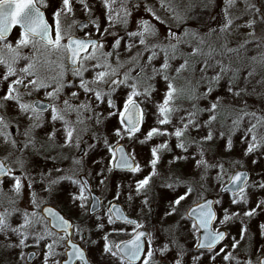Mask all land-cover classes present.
<instances>
[{"label":"snow or ice","instance_id":"obj_1","mask_svg":"<svg viewBox=\"0 0 264 264\" xmlns=\"http://www.w3.org/2000/svg\"><path fill=\"white\" fill-rule=\"evenodd\" d=\"M237 2L191 28L182 0H60L51 23L47 0H0V264H34L26 249L40 264H93L96 248L99 264H264L248 227L264 213V198L248 207L264 171L252 179L231 157L239 133L243 156L264 158V109L248 103L264 102V0ZM76 5L88 20L66 25ZM161 11L182 31L162 33ZM117 172L132 179L113 184ZM65 194L67 214L54 203Z\"/></svg>","mask_w":264,"mask_h":264},{"label":"rangeland","instance_id":"obj_2","mask_svg":"<svg viewBox=\"0 0 264 264\" xmlns=\"http://www.w3.org/2000/svg\"><path fill=\"white\" fill-rule=\"evenodd\" d=\"M149 3H155V0H149ZM222 7V0H216V6L211 10V12L207 11V10H202V7H201V0H182V4H181V8L182 10H185V9H190V12L192 13H197V12H200L202 11L201 14H198V18L197 20L199 19V17H201V20H203V17H205L206 19L209 17V15H216L218 17V19L212 23V26L215 27L216 24L220 23V20H219V15H220V8ZM237 9L239 11H243V4L239 2H237ZM204 12V13H203ZM160 15H162L164 17L165 20H167V24H160L159 22H156V21H153L154 23H156V26L160 29V31L163 33V32H166L167 30V27H168V24H171L175 30L177 32H180L182 31L183 29V25H180V26H177L175 24V22L173 20H171L166 14H164L162 11L159 13ZM203 14V16H202ZM238 14V13H237ZM95 15H97L96 13V10H95ZM139 15V14H134L133 16V23H132V27H135V19H136V16ZM190 16H192V14H189ZM99 17V16H98ZM84 18H88L85 13L79 9V8H76V12H75V16L74 17H68V18H65L63 20V23H65L66 25L67 24H72L73 22V19L76 20L77 22H79L80 20L84 19ZM248 17L245 16L244 19H247ZM201 20L199 21H193L191 19H189L187 21V25L191 28H196L198 26V23L201 22ZM237 23H242V21H237ZM260 27H264V26H258L257 28V34L259 35L260 34ZM16 31V30H15ZM119 31V30H117ZM248 30L247 29H240V33H245L247 32ZM240 33H238L236 35V39L239 40V39H242V35H240ZM76 34V32H75ZM19 35V32L16 31L15 33H13V35L11 36V39L13 41H15L16 37ZM3 69L0 68V71H2ZM90 75V74H89ZM158 89H161L162 91V84H158ZM37 98H42L43 99V95L41 94L39 97ZM156 98L159 99L160 98V92H158L156 94ZM249 105L250 106H254L255 108L257 109H264V102H262L261 100L257 99V100H253V101H248ZM149 124H151V116H149V121H148ZM147 127V125H146ZM137 151L139 152V156H138V159L140 160V162L143 164L145 162V160L147 159V149H137ZM5 146H2V148L0 149V156L3 157L5 155ZM231 157L233 159H238L241 161V164L243 165V168L245 169H249L251 171V163L250 161L248 160L247 157H244L241 153L237 152L236 154H231ZM253 165V163H252ZM239 167V166H238ZM147 171V169H145V172ZM252 172V171H251ZM132 179V177L128 174H122V173H119V174H115L113 176V181L115 180L116 182L115 183H118L119 180L121 182H124V183H127L128 181H130ZM10 186V182L6 181L5 183V189L7 190V188ZM95 188L97 189L98 193L100 195H102L103 193V189H101L99 187L98 184L94 185ZM215 193H213L214 195ZM112 198V195H111V192H109L107 194V199H111ZM264 197H258V199H262ZM107 200H105L106 202ZM120 202L123 204L124 208L126 207V210L128 213L130 214H133L134 212L137 214V204L139 203L138 201L136 202V204H133V205H128L125 201V197L122 196L121 197V200ZM158 205L160 207H163V204L162 202L158 203L157 206H156V213H157V216H159L160 214H162L163 210H160L158 211ZM163 209V208H162ZM135 214V215H136ZM134 215V216H135ZM258 216V215H257ZM264 221V213H262L260 216L258 217H254L253 219H251L250 221H248V227H249V230L250 232L254 235V237H257L259 235V225L261 223H263ZM94 221H90V223H93ZM241 225L239 224V222L235 223V224H231L229 225V228L232 229V232H233V235H236L237 238H239L238 236V233H239V229H240ZM230 231V230H229ZM261 242H264V238H261V236L259 235V239H255L254 240V243L256 246H258ZM189 247H191V243H189L188 245ZM28 249H26L25 251H27ZM37 250L38 252H40V250L38 249H35ZM41 254H39L38 257H40ZM90 257L91 259L93 260V262L95 264H99V261H100V255H99V248H96L94 250H92L90 252ZM205 261H203L204 263H207L208 264V260H207V257L204 258ZM202 262V264H203Z\"/></svg>","mask_w":264,"mask_h":264},{"label":"trees","instance_id":"obj_3","mask_svg":"<svg viewBox=\"0 0 264 264\" xmlns=\"http://www.w3.org/2000/svg\"><path fill=\"white\" fill-rule=\"evenodd\" d=\"M47 3H48L49 6L46 9H44V11L46 12V15H47L49 21L52 22V13L59 6L60 0H47ZM76 8H79L80 9V6L79 5H76ZM95 10H96L97 15L100 17L101 26L103 27L105 25V20H104V17H103V10L100 8V5L98 3L95 4ZM185 10H188V9H185ZM201 13H202V11L197 12V13L196 12L195 13H193V12L191 13L190 11H188V14H192L191 17H193V18L191 20H193V21H195V20L196 21L201 20V17H199V19L197 20L198 14H201ZM202 16H203V14H202ZM205 20H207V19L205 17H203V20H201V22L198 23V24H203V22ZM90 30H92L91 29V25H89V28H88V31H90ZM116 30H120L119 29V26H117V29ZM202 30H206V29H202ZM16 31L19 32L20 29H17ZM16 31H14V33ZM258 91H259V89H258ZM220 94H222V95L224 94L223 93V89H221V93ZM253 100H257V98L256 97H249L248 98V101H253ZM203 103H205V102H202V105H203ZM237 103H239V102H237ZM245 126H246V124H245ZM2 146L3 145L0 144V149L2 148ZM245 147H246V145H244V144H242L240 142V135L238 133L237 136L234 138V148H233L232 153L233 154H236L237 152H239V153H241L243 155V152H244ZM247 158H248V160L251 163L252 179H257L258 178V175L257 174L260 173V172H262V171H264V158H260L259 163L253 164V165H252V160L255 159V158H257V157H255V156H249ZM117 174H119V173H117ZM122 174H125V173H122ZM114 182H116V181L114 180L113 181V184H114ZM119 182H121V181L119 180ZM248 191H249V195H251V203L249 204L248 207H254L255 201L258 199V197H264V192H253L252 189H249ZM224 199H225V201H228L229 195L226 194L224 196ZM162 208L163 207H160L158 205V209H159L158 211L163 210ZM240 210L243 211V206H240ZM133 214L135 215L136 213L134 212ZM256 217H258V216H256ZM229 230H230L231 234L233 235L232 229L229 228ZM203 261H205V260H203ZM203 264H207V263H204L203 262Z\"/></svg>","mask_w":264,"mask_h":264},{"label":"flooded vegetation","instance_id":"obj_4","mask_svg":"<svg viewBox=\"0 0 264 264\" xmlns=\"http://www.w3.org/2000/svg\"><path fill=\"white\" fill-rule=\"evenodd\" d=\"M79 22H80V21H79ZM77 25H78V24H77ZM76 27H77V26H76ZM87 31H88V29H87ZM76 35H78V36H83V35H84V31L76 30ZM39 99H42V98H39ZM103 155H104L103 152H99V153H96V154H95V156H96L97 159H99V158H100L101 156H103ZM0 157H1V156H0ZM33 163L36 165L37 168H51V167L53 166L51 162H47V163H45L43 160H41V159H39V158H35L34 161H33ZM62 166L66 167L67 164H64V165H62ZM97 167H98V166H97ZM117 173H122V172H117ZM92 184H93V185H96L97 182H96L95 180H93V181H92ZM36 190H37L38 192H39V190H40L38 185L36 186ZM93 190H94L98 195H100V194L98 193L97 189H95L94 187H93ZM102 198H103V197H102ZM250 198H251V195H250ZM54 203H55V206L57 207L58 210L62 211V213L67 214V208L65 207V204H66V194H65L64 197H62L61 199H58V200L55 201ZM106 206H107V205H105V207H106ZM261 214H262V213H261ZM261 214H260V215H261ZM260 215H258V216H260ZM89 223H90V221H89ZM263 223H264V221H263ZM261 238H262V237H261ZM255 239H259V235H258L257 237H255ZM30 250H35V249H28L27 251H30ZM35 251H37V250H35ZM39 254H40V252L37 251V258H36V260L34 261V264H40V260L42 259V256L38 257ZM94 264H95V263H94Z\"/></svg>","mask_w":264,"mask_h":264},{"label":"water","instance_id":"obj_5","mask_svg":"<svg viewBox=\"0 0 264 264\" xmlns=\"http://www.w3.org/2000/svg\"><path fill=\"white\" fill-rule=\"evenodd\" d=\"M87 20L88 19H83V20H81L80 22H87ZM77 30H78V28H79V25H77ZM242 170H247L249 173H250V171L248 170V169H245V168H243ZM97 194V193H96ZM98 195V194H97ZM118 203H120V202H118ZM122 206H123V204L122 203H120ZM124 207V206H123ZM125 209V208H124ZM30 251H34V250H30ZM94 264V263H93Z\"/></svg>","mask_w":264,"mask_h":264}]
</instances>
